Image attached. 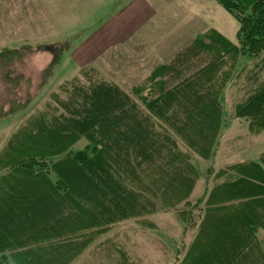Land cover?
Segmentation results:
<instances>
[{"label":"trees","instance_id":"trees-1","mask_svg":"<svg viewBox=\"0 0 264 264\" xmlns=\"http://www.w3.org/2000/svg\"><path fill=\"white\" fill-rule=\"evenodd\" d=\"M217 1L240 24L237 44L200 34L129 93L107 72L79 65L24 121L0 153V264H72L90 246L89 264H129L112 229L133 222L132 233L152 240L151 218L162 212L183 227L181 241L164 233L160 245L175 248L176 264H264V152L213 167L229 125L225 90L248 83L234 118L251 136L264 135V0ZM25 50L0 52V118L34 100L21 104L24 76L13 69ZM242 57L254 66L239 71Z\"/></svg>","mask_w":264,"mask_h":264},{"label":"rangeland","instance_id":"rangeland-1","mask_svg":"<svg viewBox=\"0 0 264 264\" xmlns=\"http://www.w3.org/2000/svg\"><path fill=\"white\" fill-rule=\"evenodd\" d=\"M253 1L241 0L244 4ZM220 7L217 0H0V52L8 48L30 49V52L25 50L27 56L13 69L16 76H24L19 95L23 99L28 97L21 104L34 98L24 113L9 119L0 118L4 119L0 120V153L4 149L9 151L7 147L13 135L24 121L43 109L51 94L78 75L79 65H93L107 72L129 93L137 85H145L158 65L174 61L171 56L176 54L175 50L200 34L217 30L237 44L240 24ZM122 12L124 16L128 14V18L121 28L119 15ZM133 13L142 15L140 22L136 19L140 25L134 29ZM59 57L61 60L53 73L45 78L44 73ZM254 64L253 59L242 57L238 70ZM260 77L264 81V73ZM26 80L31 81L30 85ZM244 83L225 90L223 109L229 125L224 129L217 163L213 164L219 169L257 159L264 152V135L251 136L248 123L234 118L236 106L246 100L243 93L250 88L245 87L243 91ZM137 102L142 105L141 101ZM85 144V141L79 143L77 150L83 149ZM182 149L185 148L182 146ZM199 161L202 169L208 167L206 162ZM203 182L197 191L198 197L202 196ZM168 217L162 212L151 218L157 225V230L150 232L152 240L145 233H132L133 227L137 231L133 222H124L112 229L111 233L119 232V247L127 255L129 264L177 263L175 248L173 253H165L160 246L166 241L162 237L164 233L177 241L183 239L178 217ZM260 238L257 249L264 253V232L260 233ZM90 247L72 264H89L87 253L93 246ZM115 260L103 264H116ZM121 262L119 260V264Z\"/></svg>","mask_w":264,"mask_h":264},{"label":"crops","instance_id":"crops-1","mask_svg":"<svg viewBox=\"0 0 264 264\" xmlns=\"http://www.w3.org/2000/svg\"><path fill=\"white\" fill-rule=\"evenodd\" d=\"M221 8V7H220ZM130 9L131 8H129L127 11L129 12L130 11ZM222 9V8H221ZM123 16H124V13L122 12L120 15H119V27H121L122 28V26L126 23V20H127V18H128V14H126L125 16H124V18H123ZM190 16H191V14H190ZM142 17V15H137V13H133L132 15H131V19L134 21L133 23H135L137 20L136 19H138L139 20V22L141 21V18ZM140 24H138L137 22L135 23V24H133V29L134 28H136V27H138ZM120 32H122V30L120 31ZM216 32H218V33H220L219 31H217L216 30ZM221 34V33H220ZM222 35V34H221ZM223 36V35H222ZM196 39V38H195ZM195 39H193L190 43H187V42H184L185 44H186V46H184V47H181V48H179L177 51L175 50V55L174 56H171V59H174L176 56H177V54L178 53H180L182 50H184L185 48H187L188 46H190L194 41H195ZM228 40V39H227ZM229 41V40H228ZM231 42V41H230ZM227 120V122H229L228 121V119H226Z\"/></svg>","mask_w":264,"mask_h":264}]
</instances>
